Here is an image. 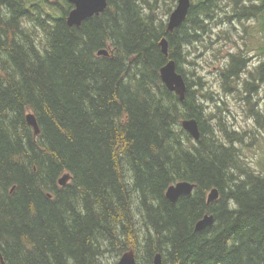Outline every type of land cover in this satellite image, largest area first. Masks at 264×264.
Masks as SVG:
<instances>
[{"label":"trees","instance_id":"obj_1","mask_svg":"<svg viewBox=\"0 0 264 264\" xmlns=\"http://www.w3.org/2000/svg\"><path fill=\"white\" fill-rule=\"evenodd\" d=\"M46 1L0 0V264H99L130 248L138 264L158 253L163 264H264V160L252 170L241 134L209 128L205 84L185 69L212 25L256 20L244 33L257 47L226 52L220 79L264 128L253 101L264 90V0H195L172 33L160 0H107L79 27L67 24L66 1L61 12ZM108 46L111 57L97 56ZM249 54L261 59L253 69ZM171 59L187 83L183 102L160 78ZM192 118L197 142L182 128ZM182 181L196 187L173 204L166 191ZM214 188L220 197L208 203ZM206 215L214 221L198 231Z\"/></svg>","mask_w":264,"mask_h":264},{"label":"rangeland","instance_id":"obj_2","mask_svg":"<svg viewBox=\"0 0 264 264\" xmlns=\"http://www.w3.org/2000/svg\"><path fill=\"white\" fill-rule=\"evenodd\" d=\"M38 1L41 0H30V2ZM65 1L47 0L46 5L48 9H45L46 12L63 11ZM194 1L192 0L193 3ZM228 1L222 0V5H227ZM243 3L250 6L252 4H259L260 0H244ZM177 5V1L170 3V0H160L157 12H166L168 7L174 10ZM230 8L231 6L226 7L225 12H230ZM220 17L223 18L224 14L222 13L218 19ZM162 18L167 23L169 15H163ZM254 23H256V20L234 21V24L222 22L220 26L212 25V30L204 35L205 41L199 44L196 43L198 44L196 45L198 47L196 51V46L191 49V54L187 57V62L193 63H187L185 69L190 79L198 82V78L200 77L201 82L205 84V89L202 93L207 94V97L201 102L205 107L206 116H208L206 118L209 128H217L216 126L219 123L224 122L229 131L234 130L241 134L244 143L237 145L240 147L243 159L252 170L261 172V162L264 160V128L258 126L250 105L244 101L242 95L226 93L222 86V80L220 79V68H223L227 62L225 59L226 52L235 53L238 50L240 51V49H244L245 42L257 47L259 43L257 36L253 38L249 36L250 34L244 33V27H253ZM251 29L249 28L250 31H252ZM41 36L42 33L39 34L38 38ZM234 41H237L236 47L233 44ZM209 42H212V44L210 45V49L206 50L204 44L207 45ZM249 57L252 59L250 60V69H253L259 64L261 59L255 57L254 54H249ZM246 77L247 74L242 76V80ZM196 88L198 89V87ZM253 101H258V105L254 109L264 113V90L259 97L255 96ZM116 252L117 250L104 253L99 258V264H117L121 255L116 256Z\"/></svg>","mask_w":264,"mask_h":264},{"label":"water","instance_id":"obj_3","mask_svg":"<svg viewBox=\"0 0 264 264\" xmlns=\"http://www.w3.org/2000/svg\"><path fill=\"white\" fill-rule=\"evenodd\" d=\"M71 4L75 6L73 10L70 11L67 16V23L70 27L81 26V24L100 13L104 12L107 8V0H68ZM191 8V0H178L177 7L173 10L168 18L167 31L172 33L174 30L179 28L184 21L186 20L189 10ZM160 46L162 47L163 53L168 56V40L164 37ZM103 49L100 50L98 56H110L113 54V51ZM160 76L162 82L165 84L167 89L170 92H175L180 100L183 102L186 98L187 93V84L182 74L177 71V65L174 60L168 61L161 69ZM28 124L34 128L35 134H39V127L37 120L33 114L27 115ZM182 126L193 138L198 141L201 137V132L199 129V123L196 119H187L182 122ZM70 176L68 174L64 175L59 183L61 185H66L69 181ZM195 185L189 182H178L170 186L166 192V197L171 203H176L178 199L185 195L192 194ZM219 199V191L217 188H214L209 192L208 203H212ZM213 216L206 215L202 220H200L196 229L198 231L204 230L211 226L213 223ZM117 264H137L136 254L134 248H130L124 252ZM153 264H163L162 255L160 253L156 254L153 260Z\"/></svg>","mask_w":264,"mask_h":264}]
</instances>
